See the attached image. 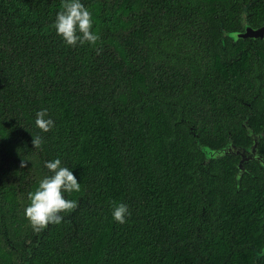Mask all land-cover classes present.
Masks as SVG:
<instances>
[{
  "label": "trees",
  "instance_id": "trees-1",
  "mask_svg": "<svg viewBox=\"0 0 264 264\" xmlns=\"http://www.w3.org/2000/svg\"><path fill=\"white\" fill-rule=\"evenodd\" d=\"M225 1L0 0V264L35 234L28 264L255 255L264 166L205 155L248 146L264 82V54L222 40Z\"/></svg>",
  "mask_w": 264,
  "mask_h": 264
},
{
  "label": "flooded vegetation",
  "instance_id": "flooded-vegetation-1",
  "mask_svg": "<svg viewBox=\"0 0 264 264\" xmlns=\"http://www.w3.org/2000/svg\"><path fill=\"white\" fill-rule=\"evenodd\" d=\"M222 4L227 5V7L225 8V13H229L230 16L233 17L232 21L235 26V29L233 31L223 34L222 40L224 41V39L228 38L232 41V45L238 46L239 49L236 48L234 50L235 55L241 56L243 55L242 52L248 51L249 58L251 57V59L249 60V62H251V65H253V62H256L257 60H262L259 54H264V0H227ZM256 86L258 88L256 94L251 96L250 100L244 102V105H246L248 109L246 111V114H244L243 116V120L246 121V137L249 141V144L245 148L236 146L234 144L233 145L238 148H243L244 150H249L254 144H256V156L264 161V155L258 152L260 142L262 139H264V129L259 133H255L248 123V121L254 117V114L256 116L257 114L261 115L262 113H264V111H259L256 102L258 96L263 94L262 92H260V89L261 87H264V82L256 84ZM262 105L264 106V103ZM249 162H258V164L264 166L262 161H258L256 159L248 161L245 164ZM245 172L246 169L240 174L238 171L237 175L241 176ZM52 214L53 216H50L49 221H52L53 218H57V212H52ZM48 226V222L45 221L44 225L42 226L32 227L37 232H43L44 229ZM0 229H4V227H0ZM37 238L38 236L37 234H35L33 239L36 240ZM34 240H22L18 244V248H15L14 244L8 241V245L11 248L10 250L14 252L15 258L17 259L18 256L17 264H28L30 249L36 242ZM250 248L252 249V252L254 251L255 255L249 257L248 261L242 264H259L261 260H264V235L259 240L255 241L254 244L250 246Z\"/></svg>",
  "mask_w": 264,
  "mask_h": 264
},
{
  "label": "water",
  "instance_id": "water-1",
  "mask_svg": "<svg viewBox=\"0 0 264 264\" xmlns=\"http://www.w3.org/2000/svg\"><path fill=\"white\" fill-rule=\"evenodd\" d=\"M250 150L252 152H250ZM246 152H250L247 153ZM205 155H211L212 159L218 158L219 156H225V155H236L240 157V161L238 163V171L241 173L245 170L244 164L248 161H251L253 159H256L258 161H262L264 164V161L261 160L259 157L256 156V144H254L249 150H244L243 148L235 147L233 144H229L223 148H220L218 150H210L207 149L205 152ZM206 156V157H207Z\"/></svg>",
  "mask_w": 264,
  "mask_h": 264
},
{
  "label": "rangeland",
  "instance_id": "rangeland-1",
  "mask_svg": "<svg viewBox=\"0 0 264 264\" xmlns=\"http://www.w3.org/2000/svg\"><path fill=\"white\" fill-rule=\"evenodd\" d=\"M205 152H206V150H205ZM250 152H252V151L250 150ZM250 152H246V154H247V153H250ZM206 156H207V155H206ZM219 157H220V156H219ZM207 158H211V155H210V156L208 155ZM239 174H240V173H239ZM258 249H259V248H258Z\"/></svg>",
  "mask_w": 264,
  "mask_h": 264
}]
</instances>
